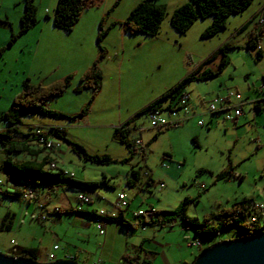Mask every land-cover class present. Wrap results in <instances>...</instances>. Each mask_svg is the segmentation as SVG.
Listing matches in <instances>:
<instances>
[{
  "label": "rangeland",
  "instance_id": "374dc122",
  "mask_svg": "<svg viewBox=\"0 0 264 264\" xmlns=\"http://www.w3.org/2000/svg\"><path fill=\"white\" fill-rule=\"evenodd\" d=\"M115 1L102 0L97 7L86 10L73 30L66 32L53 28L52 20L45 19L46 10L53 17L58 0H34L41 24L18 36L0 60V110L6 111L21 91L17 71L31 68L34 85L40 82L50 85L66 76L72 77L66 92L50 98L45 106L67 116L80 113L91 99V90L77 92L76 89L87 66L97 62L103 74L102 89L86 117L69 122L40 115L24 116L14 139L23 140V135L32 139L48 134L51 127H61L68 140L79 143L89 154L108 155L116 161L104 165L85 162L71 152L65 141L57 159L52 153L54 150L47 151L32 139L31 148L42 149L36 157L39 161L51 156L67 172V178L73 176L81 182L99 183L96 188L68 182L53 188L43 184L32 187L25 180L15 179L13 171L7 173L3 169L8 155L1 152L0 146V253L5 256L27 258L24 248H36V262L47 264L48 254L57 245L60 248L55 252L57 260L69 253H79L81 264H119L126 254L134 255L142 238H149L151 250L157 253L154 264H193L205 247L236 240L242 231L235 227L213 237L197 236L196 230L186 228L179 218L182 208L189 218L204 223L206 217L220 214L244 199L264 204V108L255 121L246 125L229 123L224 113H204V108L218 94L225 96L228 90L243 93L242 89L248 86L252 92L260 88L264 56L259 58L256 52L247 51L244 37L239 35L235 42L240 46L227 51L228 64L218 78L185 86L191 98L188 108L192 104L195 115L188 114L182 125L173 128L151 129L145 115L137 116L125 126L130 131L128 138L134 143L130 153L115 140L114 129L203 65L228 32L224 30L212 38L202 39L207 27L199 32L197 27L203 26L206 20L212 21L209 17L180 35L173 29L170 18L184 2L170 0L157 37L138 33L126 36L119 27L113 26L101 43V51L97 44L100 21ZM132 1L122 0L113 8L104 27L118 18H127ZM23 13L24 0H0V36L11 40L12 34H18ZM42 23L48 27L44 32ZM222 57L218 55L205 65L206 69L218 70ZM166 104H163V115L170 119ZM182 114L179 110L177 115ZM199 121L204 125L200 126ZM140 139L142 143L136 145ZM10 157L12 160L32 158L27 153ZM132 169L141 173V181L134 187L126 183ZM145 172L153 180L148 190L142 189L147 179ZM224 172L229 177L219 179L218 175ZM26 190L33 191L31 202L21 199ZM120 193L126 195L134 212L175 211L179 217L167 222L163 229L155 218L159 228L139 226L135 231L108 222L105 234L100 235L93 218L69 211L109 212ZM80 195L89 197L91 203L80 204ZM56 208L61 212L55 213ZM127 218L131 220L129 215ZM195 241L202 246L191 245Z\"/></svg>",
  "mask_w": 264,
  "mask_h": 264
},
{
  "label": "trees",
  "instance_id": "16d2710c",
  "mask_svg": "<svg viewBox=\"0 0 264 264\" xmlns=\"http://www.w3.org/2000/svg\"><path fill=\"white\" fill-rule=\"evenodd\" d=\"M159 0H142L140 1L129 13L127 18L122 22H112L108 27H104L106 19L109 17L113 8L116 7L121 0H116L112 9H110L105 17L100 21L99 30L97 34V44L101 51L103 48L101 43L105 36L109 33L112 26L119 25L128 34H143L147 37H157L162 25V22L167 15V7L164 4H160ZM253 0H189V2L180 6L171 14L170 22L173 29L180 35H185L187 31L200 19L212 18L211 24L207 27L203 34L202 39L212 38L228 27V20L232 16H237L243 13L246 9L251 6ZM96 6L95 0H58L54 14L52 17L54 26L62 31L71 32L75 25L80 21L82 14ZM47 19L50 16L46 15ZM38 23L37 18V7L34 0H24V13L20 18V31L18 34H12L11 40L9 41L7 47H10L16 38L20 35H24L29 32ZM243 28L240 29V31ZM264 39V24L260 25L258 22L252 29L248 42L246 43V50L249 52H256L259 58H262V52L260 48V43ZM7 47L0 48V60L3 57L4 52ZM235 49L234 46L227 43L219 48V50L213 53L203 65H200L192 73L185 76L177 85L172 89L168 90L160 98L156 99L154 102L150 103L146 108L138 112L132 119L127 121L120 128L114 129V138L120 144L126 146L130 153H133L134 143L128 138L130 131L125 128L129 125L137 116L148 114L158 107H161L164 103L168 104V108L174 107L180 96L185 92V86L188 84L201 81L205 82L209 79L218 78L225 66L228 64L227 51ZM222 55V59L219 63L218 70H208L205 65L210 61L217 59L218 55ZM72 77L66 76L62 80H58L50 85L43 84H31L29 80H25L21 85V91L16 98H14L11 106L3 113L0 114V122H4L8 128L6 130L0 131V146L1 152L8 155V159L3 166V169L7 173H11L15 179L25 180L28 182L29 186H38L40 184L46 185L50 188L56 185L68 182L70 184H78L86 188H96L99 186L97 182H81L76 180L73 176L66 177L65 171L56 165L57 171L51 168L52 163L56 161L51 156H45L42 160H38L36 157L42 149L31 148L29 142L33 139L38 141L40 144V139L47 138H57L61 141H65L68 144V148L80 159L85 162H90L93 164H109L116 162L111 159L108 155H92L89 154L85 148L77 142L70 141L66 138L65 129L58 127L57 129L51 127L49 133L46 135L34 136L32 139L27 138L23 140H15L14 136L18 134V126L21 124L24 116L29 115H40L47 118H53L55 120H68L73 122L77 119L84 118L88 115L89 109L92 105L94 98L100 93L103 83V74L98 65L94 63L91 67L80 78V86L76 89L77 92L82 90H91L92 97L88 103L83 107L80 113L74 116H67L46 108V103L50 98L61 96L70 87ZM264 82V80H263ZM166 104V105H167ZM256 109L262 111L264 107L260 106V103H256ZM61 128V129H59ZM157 136V135H156ZM55 151V150H54ZM53 151V152H54ZM15 153H27L32 158L30 160H12L10 155ZM49 166V167H48ZM146 172L144 173V175ZM147 178L145 185L150 187L152 185L151 176H146ZM229 177L228 172H224L218 175L219 179H226ZM141 181V173L137 170L132 169L127 179V185L130 187L136 186ZM28 191L26 190L21 194V199L23 195ZM33 192V191H32ZM32 200V199H31ZM29 200L28 202H31ZM190 202L189 199L186 200ZM80 204H90L82 203ZM256 202L250 199H244L240 202L234 204L230 209L222 210L220 214H211L206 217L204 223L198 222L196 219L189 218L183 211L182 208L180 212V217L177 216V212L159 211L153 212V217L149 220L145 218L136 217L138 219L137 223H130L125 220L120 211L115 218H106L105 224L108 222H114L128 230H136L137 227H145L147 225H153L155 223V218H158V223L165 225L167 222L171 223L176 217H179L186 228L193 227L196 230L197 236H216L225 229L238 227L242 231L243 237H249L253 235H259L264 233V214L257 212L254 208ZM43 209L44 207L41 206ZM58 209V208H57ZM75 212L81 216H89L91 218L96 217V211H85L81 210H69ZM61 210H56L55 213H60ZM259 216L255 222H251L252 216ZM167 217V218H166ZM104 224V227H105ZM7 228H11L7 226ZM231 241V240H229ZM211 246L205 247L204 250ZM24 256L29 259L36 261L38 256V250L36 248H24ZM130 261V258H124L120 263L124 261ZM141 264H149V261L144 260Z\"/></svg>",
  "mask_w": 264,
  "mask_h": 264
},
{
  "label": "crops",
  "instance_id": "0c3cea01",
  "mask_svg": "<svg viewBox=\"0 0 264 264\" xmlns=\"http://www.w3.org/2000/svg\"><path fill=\"white\" fill-rule=\"evenodd\" d=\"M96 1V6L99 4V2H101L102 0H95ZM140 1L142 0H133L131 3H129V11L131 9H133V7H135ZM169 1L170 0H159L158 2L160 4H164L166 5V7L168 8V5H169ZM122 2V0H121ZM120 2V3H121ZM183 5L185 3L188 2V0H182ZM119 3V4H120ZM118 4V5H119ZM117 5V6H118ZM116 6V7H117ZM131 7V8H130ZM115 8V7H114ZM113 11V10H112ZM46 15L48 14L49 15V12L46 10L45 11ZM54 13V12H53ZM83 15V14H82ZM82 17V16H81ZM260 18H264V0H253L251 6L248 8V10L246 9L243 13H240L239 15L237 16H234V17H230L229 20H228V27L226 28V32H228V35L226 36V38L224 40H222L219 45H218V49L217 51L219 50V48L221 46H223L224 44H231L232 46H234L235 48H238L240 45H237L238 43H236L235 41L237 40V37L239 35H243L244 37V44H246L249 40V37H250V34H251V31L252 29L255 27V25L257 24L258 20ZM45 19L47 21H51L52 20V17L50 16V19H47L46 16H45ZM126 19V18H125ZM125 19H122V18H118L116 20H113V22H122L124 21ZM86 21L85 22H88L89 19H85ZM201 20V19H200ZM199 21V20H198ZM197 21V22H198ZM207 22H205L202 26L199 25L197 27V31L199 32V30L202 28L201 31H203L206 27H208L210 24H211V21L210 20H206ZM40 21L38 20V23L35 25V26H38V24H41L39 23ZM197 22L195 24H197ZM52 23H53V20H52ZM48 24H51V23H48ZM34 26V27H35ZM48 26V25H47ZM195 26V25H193ZM33 27V28H34ZM42 32H44V29L48 28L46 27V25H43L42 23ZM113 27V26H112ZM116 27H119V29L122 30V32L124 33V35H130L128 34L127 32H125L121 26L119 25H116ZM32 28V29H33ZM51 28V25L49 26V29ZM53 28L57 29L54 24H53ZM193 28V27H191ZM190 28V29H191ZM243 28L241 31L240 29ZM31 29V30H32ZM189 29V30H190ZM59 30V29H57ZM62 31V30H60ZM28 33V32H27ZM25 33V34H27ZM8 41V42H7ZM10 40H8V38L6 36H0V48L2 47H7L6 45V42L9 43ZM40 41V39H39ZM235 42V43H234ZM263 42V41H262ZM6 45V46H5ZM11 47H13V44L10 46V47H7V49H10ZM260 48H261V52H262V56H264V44L261 45L260 43ZM6 49V50H7ZM24 51V50H23ZM216 51V52H217ZM2 59V58H1ZM18 59H19V56H17V62H18ZM216 60V59H215ZM94 63H97V62H94ZM93 63V64H94ZM93 64H89L86 68V70L91 67ZM199 68V67H198ZM216 68V66L214 67ZM217 69V68H216ZM36 71V70H35ZM33 73L31 68L30 70L28 68H23L22 70H18L17 71V82L20 84V87L22 85V83L25 81V80H29L31 83V79L34 77L33 76ZM185 78V77H184ZM263 80H264V75L262 77V84H263ZM18 84V85H19ZM39 84H43L42 82H40ZM262 86V85H261ZM246 90L242 89L243 90V93H241V95L244 97L245 99V103L243 104V111H244V114L242 116H240L236 123L235 124H244L246 125L247 123H249L250 121H255L256 118L258 116H260V112L258 109H256V105L254 104L255 101H258L261 97L260 93H259V88H254V91L252 92L250 90V86H248L247 88H245ZM229 91V90H228ZM238 91V90H236ZM240 92V91H238ZM220 94H218L217 96H219ZM216 96V97H217ZM5 112V110H0V114ZM189 114L192 113L193 115H195V109L192 107V104H191V108H189L188 110ZM259 112V113H258ZM204 113H205V108H204ZM225 115V114H224ZM3 125L1 126V130H6L8 128L7 125H5V123L3 122L2 123ZM142 134V133H141ZM141 136V135H140ZM67 138V136H66ZM141 141V139H140ZM52 153H55L54 156L58 159L61 154H60V150L58 151H54ZM55 160V159H54ZM56 161V160H55ZM57 162V161H56ZM152 178V177H151ZM147 180V179H146ZM145 180V182H146ZM145 182L144 184L142 185V189H147L149 187L147 186H144L145 185ZM140 183V182H139ZM153 186V185H151ZM150 186V187H151ZM125 195V194H124ZM126 196V195H125ZM128 200V199H127ZM113 210V209H112ZM111 210V211H112ZM85 211H88V210H85ZM94 211H96V209H94ZM134 211L131 210V204L130 202L128 201V207L127 209H125L122 213L123 217L125 220L129 221L130 223H137L138 222V219H136L134 217ZM130 216L131 220L127 218V216ZM81 216V215H79ZM107 224V223H106ZM105 224V226H106ZM160 228L163 229L165 228V225H162V224H159ZM145 227H151V228H156L158 227V225L156 224V221L153 225H147ZM159 228V227H158ZM105 229V227H104ZM135 231V230H133ZM152 249V244L149 242V238H142L139 246L135 247V252H134V255L133 256H130L128 254H126L125 256H123L122 259L124 258H130V261H124V263H119V264H141V262H143L144 260H147L149 261V264H154L155 260H157V258H155V256H157V253L156 252H153ZM60 250V248H59ZM57 250V251H59ZM55 251V252H57ZM54 252V254H55ZM144 255V256H143ZM67 256L70 257V259H72L73 261H76L77 263L81 264L82 263V260L80 258V255L79 253L75 254V255H72L71 253L69 254H66L65 256L61 257V259L58 258V260H64ZM56 257V255H55Z\"/></svg>",
  "mask_w": 264,
  "mask_h": 264
},
{
  "label": "built area",
  "instance_id": "2783aa9c",
  "mask_svg": "<svg viewBox=\"0 0 264 264\" xmlns=\"http://www.w3.org/2000/svg\"><path fill=\"white\" fill-rule=\"evenodd\" d=\"M258 23L260 25L264 24V18H260L258 20ZM259 93L261 95L260 99L258 101H255L254 104L257 105L256 103L259 102L261 107H264V82L262 86L259 88ZM190 95L188 93L183 92V94L180 96L178 99L177 104L172 107L168 108V104L165 105V110L169 113L170 119L166 118L163 114V105L161 107L156 108L155 110L151 111L148 114V119L150 122V127L151 129H163V128H173V127H178L183 124L184 121L187 120L188 118V110H189V103H190ZM245 103L244 97L241 95L240 92L238 91H227L225 96H217L213 100H210L208 105L205 107V114H219V113H224L225 114V120L229 121V123L235 124L237 119L244 114L243 111V104ZM179 110L183 111V114L178 117ZM200 126L204 125L203 121H199L198 123ZM56 129L58 127H55ZM61 129V128H59ZM140 131V130H139ZM40 142L43 146L44 149L47 151H58L61 148L62 141L57 139V138H47V139H40ZM142 142L140 140L136 141V145H140ZM51 168L55 169L56 163H52L50 165ZM65 174L67 172L65 171ZM146 176L148 175L147 173L145 174ZM2 182L0 181V185ZM33 198V192L28 191L26 194L23 195L24 201H29ZM79 201L82 203H89L90 199L89 197L85 195H80L79 196ZM128 207V200L126 196L123 193L118 194V197L116 199V202L113 206L112 211H105V210H98L96 212V217L94 218V222L96 224L97 229L99 230L100 235L105 234L104 230V224H105V219L106 218H115L117 214L120 211H124ZM254 208L256 209L257 212H261L264 214V204H254ZM56 210H58L56 208ZM134 216L136 217H141L145 218L146 220H149L153 217V211L150 212H144L139 210L138 212L134 213ZM257 219H259V216L255 215L252 216L251 222H255ZM191 245H195L197 247H201V242L195 241L192 242ZM59 250V246L55 245L53 248V252L49 253L47 258L49 262H54L56 261V257L54 252ZM65 260H72L70 259L69 256L65 258ZM91 264H97V263H91Z\"/></svg>",
  "mask_w": 264,
  "mask_h": 264
},
{
  "label": "water",
  "instance_id": "95a60500",
  "mask_svg": "<svg viewBox=\"0 0 264 264\" xmlns=\"http://www.w3.org/2000/svg\"><path fill=\"white\" fill-rule=\"evenodd\" d=\"M0 264H40L25 257H9L0 253ZM47 264H78L57 260ZM193 264H264V233L236 240L222 241L203 250Z\"/></svg>",
  "mask_w": 264,
  "mask_h": 264
},
{
  "label": "clouds",
  "instance_id": "9594fccd",
  "mask_svg": "<svg viewBox=\"0 0 264 264\" xmlns=\"http://www.w3.org/2000/svg\"><path fill=\"white\" fill-rule=\"evenodd\" d=\"M187 93V92H186ZM204 250V249H203ZM65 260V259H64ZM57 261V260H56ZM73 261V260H72ZM76 262V261H75ZM79 264V263H78Z\"/></svg>",
  "mask_w": 264,
  "mask_h": 264
},
{
  "label": "bare ground",
  "instance_id": "6f19581e",
  "mask_svg": "<svg viewBox=\"0 0 264 264\" xmlns=\"http://www.w3.org/2000/svg\"><path fill=\"white\" fill-rule=\"evenodd\" d=\"M60 210V209H59Z\"/></svg>",
  "mask_w": 264,
  "mask_h": 264
}]
</instances>
